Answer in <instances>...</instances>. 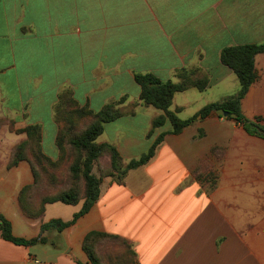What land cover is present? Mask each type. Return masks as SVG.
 Wrapping results in <instances>:
<instances>
[{
	"label": "crops",
	"instance_id": "0c3cea01",
	"mask_svg": "<svg viewBox=\"0 0 264 264\" xmlns=\"http://www.w3.org/2000/svg\"><path fill=\"white\" fill-rule=\"evenodd\" d=\"M261 43L264 0H0L1 111L12 115L16 128L39 125L43 152L53 155L54 108L62 91L70 90L80 107L95 113L126 97L124 106L139 103L135 115L106 124L96 142L114 146L128 163L143 154H134L130 124L145 120L146 138L151 121L163 113L140 104L135 74L177 82L176 73L186 69L206 77L205 91L173 97L169 110L180 108L186 120L237 93L236 76L220 62L222 50ZM255 68L258 79L241 110L249 120L261 117L264 125V55L255 57ZM120 120L127 130L116 124ZM236 125L213 112L178 135L167 134L147 164L127 171L121 182L101 184L91 209L60 233L41 232V226L70 220L82 201L46 205L36 221L26 217L18 194L32 183L30 167H8L10 151L26 136L1 131L0 214L15 237L42 236L46 242L24 247L0 238V264H32L37 251L41 264H90L81 247L90 231L128 239L138 264H264V179L250 178L264 171V140ZM199 128L205 136L195 139ZM227 129L260 149L246 147L207 198L187 172L204 159L210 143L229 141ZM225 187H240L241 193L226 194ZM255 187L263 193L254 194Z\"/></svg>",
	"mask_w": 264,
	"mask_h": 264
},
{
	"label": "trees",
	"instance_id": "16d2710c",
	"mask_svg": "<svg viewBox=\"0 0 264 264\" xmlns=\"http://www.w3.org/2000/svg\"><path fill=\"white\" fill-rule=\"evenodd\" d=\"M259 54L264 55V43L238 45L223 49L220 55V62L222 65L230 69L236 76L239 84L237 93L225 98L219 103L205 105L195 116L186 120H181L177 116L180 108H176L175 111L169 110L172 105L173 97L177 93L190 89H196L200 92L205 91L210 86L209 80L206 77L198 75L196 70L186 69H182L176 73L175 77L178 80L177 82H172L170 80L162 81L155 75L148 73L135 74L134 81L140 89V104L145 107H153L163 112L152 120L151 129L147 134V138L149 139L151 137L154 129L163 127L166 122L170 123L171 130L159 134L145 153L137 159L130 160L125 166L114 146L110 144H98L96 140L102 134L106 124L114 122L127 115H135V109L138 102L124 106L126 97H122L118 101L104 106L99 112L95 113L86 106L80 107L74 100L70 90L62 91L58 96L54 108V117L55 122L58 123L59 126L61 123H64L66 127L61 126L60 130L58 128L55 144L59 149H61L64 144L66 147H69L76 156H79L80 159L74 162L69 168V175L74 183H72L71 187L68 189L63 191L54 190L51 194L41 198L39 214L42 216L45 206L49 204L61 203L74 206L81 201L83 202L81 209L75 213L70 220H51L41 226V232L53 229L60 233L74 225L81 216L91 209L99 197L101 185L100 178L92 173L93 165L102 156H107L109 158L111 175L113 173L124 175L129 170L147 164L154 157L157 147L162 143L167 134H180L184 129L196 121L197 118L204 119L216 109H222L229 115L234 114L235 118H230L228 116L226 119L236 122L248 135L264 140V125L262 124V118L255 117L253 120H249L243 115L241 110L242 100L247 95L250 87L258 79V72L255 68V57ZM70 106L73 107V109L69 111L67 108ZM121 106L122 108H119ZM125 107H129V111L123 112V108ZM61 108L66 109V116L75 115L77 117H90L89 124L82 127L79 131L75 130L78 125L73 124L78 122L79 119L76 117L59 119L58 113ZM39 128L40 127L36 125L29 126L23 131L27 138L13 148L12 159L8 164L9 167H14L19 161L28 159L27 154L32 151L31 149L33 147L36 149V155L41 156ZM32 169L34 170L35 168L32 167ZM55 180L57 179H53L52 182L50 181V184L54 185V187H57L58 185L60 186V183ZM78 181L82 182L84 189L81 196L75 189L77 188L75 182ZM30 187H24L20 191L18 198L20 208L23 214L28 218H31V213L28 210L29 207L26 204ZM0 238L16 246L24 247L44 244L46 242V239L42 236L32 239L15 237L12 233L10 222L1 214ZM98 239L117 240L126 245L129 249L126 241L116 235L91 231L85 236L82 244V249L91 264H100L99 258L91 247V243Z\"/></svg>",
	"mask_w": 264,
	"mask_h": 264
},
{
	"label": "rangeland",
	"instance_id": "374dc122",
	"mask_svg": "<svg viewBox=\"0 0 264 264\" xmlns=\"http://www.w3.org/2000/svg\"><path fill=\"white\" fill-rule=\"evenodd\" d=\"M138 105L136 106L135 113L138 109ZM119 108H122V106ZM67 109L70 111L73 109V107L70 106ZM129 109H130L129 107H125L123 108V112L129 111ZM24 112L26 113V110ZM65 112H66L65 108L64 109L61 108V110H59V113H58L59 119H62V118L68 119V118H75V117L79 119L78 122L73 124V125H76V124L78 125L77 128H75V130L79 131L81 130L82 127L89 124L90 117H77L75 115L66 116ZM177 116L180 118L178 114ZM124 121L125 120H120L116 124L123 126L124 131H125L127 129L125 127ZM15 125L16 124L14 122V118L12 117V115L10 114L7 115L1 111V97H0V132L8 130L10 132H14L16 134H24L26 136V134L23 131L29 126H35V125H27L26 127L16 128ZM130 125L134 128L128 127L129 133L133 131L134 136H135L134 141L137 144L134 147L135 155H138V153H142V152L145 153L148 150V147H150L149 140L151 141V144H152V142L157 138L159 134H161L162 132H166V130L167 131L171 130L170 123L166 122L163 127L154 129L151 137L148 139L147 134L151 129V124H150V128L146 134V138L148 140H146V138L143 135V133H145V125H146L145 120L139 121L138 119H136L135 124H130ZM36 126H39V125H36ZM56 126H57V130H56L57 133H58V128L60 130L61 126L66 127L64 123H61L60 126L58 123H56ZM237 126L238 125H236V127ZM239 127L237 128L240 129L241 127L240 128ZM39 129H40L39 134H40L41 156L36 155L35 153L36 149L33 147L31 149L32 151L29 154H27L28 159L21 160L15 165L16 167L20 162H26L28 163L30 167V171L32 175V183L25 187L31 186L30 192L28 193V200L26 204L29 207L28 210L31 213L30 219L32 221H36L43 216V215L40 216L39 214L40 206H41L40 205L41 198L51 194V192L54 190L63 191L71 187L72 183L74 182L72 181L69 175V168L74 162L80 159L79 156H76L73 153V151L69 147H66L64 144L62 145L61 149L57 148L55 144L56 153L53 155L44 153L42 149L43 131L41 127ZM57 133H56V136H57ZM224 133L227 135L229 141L227 143H224L223 145L220 143H216V142L210 143V145L206 148L205 154L202 157L204 159L196 163H192L190 165L191 166L190 169L187 172L189 182L196 183L198 187V193L205 195L207 198L214 195L215 191L218 189V182H219L220 176L221 174L226 173V170L224 169L226 167H229L231 165V162L234 161L235 159H241L240 153L244 152L246 147H250L253 149H257V150L260 149L258 148V146L254 145L253 143H250V142L246 143L243 140H241V138L238 137L233 130L231 131L227 129L226 131H224ZM203 136H205V130L203 128H199L194 137L195 139H197V138H202ZM25 138H27V136ZM12 150L10 151V154L8 156V164L12 159ZM121 159H122L123 165L125 166L127 163L125 162L124 158L121 157ZM32 167L35 169L33 170ZM109 168H110L109 158L107 156H102L98 159L97 162L94 163L92 173L95 176L100 178L101 184H108L109 182H121L124 175H121L120 173H113L111 175ZM227 172L230 174V171L227 170ZM250 175H251L250 176L251 179H264V171L250 173ZM53 179H57L55 181L59 182L60 186L58 185L57 187H54V185L50 184V181L52 182ZM75 184L77 187L75 189L78 191L79 195L81 196L84 190L82 182L78 181V182H75ZM261 189L262 187H255V192L253 193L262 194L263 190ZM223 190L226 191V194H230V192L232 191H235L236 193V190L239 193H241L240 187H237V188L225 187L223 188ZM18 198H19V194H18ZM18 205H19V199H18ZM19 208H20V205H19ZM97 232H101V231H97ZM102 233H107V232H102ZM118 237L126 241L127 245L129 246V249L127 248L126 245L122 244L120 241H117V240L98 239L94 241L93 243H91V247L93 251L95 252L96 256L100 260V264H126V262L127 264H138V256L135 252L133 244L128 239L122 236H118ZM83 240H82V244H83ZM30 260L34 264H41L44 261L40 251H37L36 257L30 258Z\"/></svg>",
	"mask_w": 264,
	"mask_h": 264
},
{
	"label": "water",
	"instance_id": "95a60500",
	"mask_svg": "<svg viewBox=\"0 0 264 264\" xmlns=\"http://www.w3.org/2000/svg\"><path fill=\"white\" fill-rule=\"evenodd\" d=\"M215 114L218 116V117H230V118H235V115L234 114H228L226 111L222 110V109H216L215 111Z\"/></svg>",
	"mask_w": 264,
	"mask_h": 264
}]
</instances>
